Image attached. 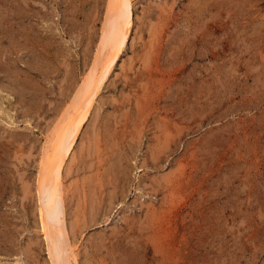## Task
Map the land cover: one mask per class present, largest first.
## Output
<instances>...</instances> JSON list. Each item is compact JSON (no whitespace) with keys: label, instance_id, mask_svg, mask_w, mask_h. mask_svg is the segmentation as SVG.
Here are the masks:
<instances>
[{"label":"rangeland","instance_id":"1","mask_svg":"<svg viewBox=\"0 0 264 264\" xmlns=\"http://www.w3.org/2000/svg\"><path fill=\"white\" fill-rule=\"evenodd\" d=\"M131 4L60 172L66 264H264V0ZM123 17L118 0H0V264H53L50 149Z\"/></svg>","mask_w":264,"mask_h":264},{"label":"bare ground","instance_id":"2","mask_svg":"<svg viewBox=\"0 0 264 264\" xmlns=\"http://www.w3.org/2000/svg\"><path fill=\"white\" fill-rule=\"evenodd\" d=\"M118 1L120 2V6L122 8V14L124 15L123 20L125 23L123 34H122V37L120 39L121 41H119L117 43L118 45H117V47H115L116 49L113 50L114 51L113 53L112 52H110L111 54L108 53L110 56L107 57L108 59L106 58L107 64L104 61L105 62L104 64H106V65H104L103 70L99 69L102 72L101 73L99 72V75L96 78V82H93L95 84H93L94 87H91L92 92L90 93V95H88V97L85 100L81 101V105H80V108L78 110L76 118L72 121L71 125L68 126V130L65 131V133L61 136V138L59 137L60 140L55 144V146L52 149H50V154H51L50 160L52 161V164H51L52 168H51L50 177H49V181H48L47 188H46V193L44 196V201H43V212H44V214H42L41 223H42L43 230L45 233V239H46L45 242H47V247L49 246L50 259H52L51 261L53 262V264H66L65 258L62 255V252L59 249V245L57 243L58 241H57V235L55 232V228L51 229V226L53 224L49 225L51 216L52 215L54 216V214L56 213V209H55L56 204H57L56 203V200H57L56 194L58 192L57 188H58L59 182H60L59 181L60 175H61L60 172H61L69 154H70V151H71L74 143L76 142V140L78 138L80 130L82 129L84 123L87 121V117H88V114L90 111V106H91L94 94H95L96 90L100 87L102 82H104V79H106L105 76H106L107 71L112 67V65H114L115 61L117 60L118 55L120 54V51H121V49L125 43L128 32L130 31V28L132 25V4H131V0H118ZM111 49H113V48H111ZM96 62H98V61L96 60ZM98 68H99V66H98ZM73 116H75V115H73ZM53 222H51V223H53Z\"/></svg>","mask_w":264,"mask_h":264}]
</instances>
